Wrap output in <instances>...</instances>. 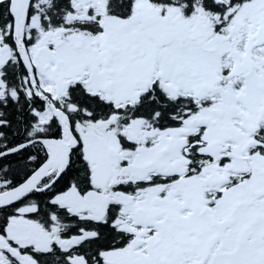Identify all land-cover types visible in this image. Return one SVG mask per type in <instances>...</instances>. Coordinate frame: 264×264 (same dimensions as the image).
Returning a JSON list of instances; mask_svg holds the SVG:
<instances>
[{
    "label": "snow or ice",
    "instance_id": "6c2138e0",
    "mask_svg": "<svg viewBox=\"0 0 264 264\" xmlns=\"http://www.w3.org/2000/svg\"><path fill=\"white\" fill-rule=\"evenodd\" d=\"M0 264H264V0H0Z\"/></svg>",
    "mask_w": 264,
    "mask_h": 264
}]
</instances>
